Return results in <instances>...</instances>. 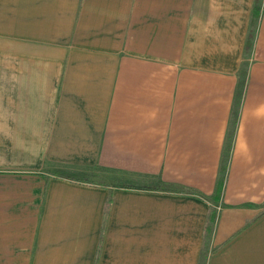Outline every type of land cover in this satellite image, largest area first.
Returning <instances> with one entry per match:
<instances>
[{
	"label": "crops",
	"instance_id": "obj_1",
	"mask_svg": "<svg viewBox=\"0 0 264 264\" xmlns=\"http://www.w3.org/2000/svg\"><path fill=\"white\" fill-rule=\"evenodd\" d=\"M255 2L0 0V264H264Z\"/></svg>",
	"mask_w": 264,
	"mask_h": 264
},
{
	"label": "trees",
	"instance_id": "obj_2",
	"mask_svg": "<svg viewBox=\"0 0 264 264\" xmlns=\"http://www.w3.org/2000/svg\"><path fill=\"white\" fill-rule=\"evenodd\" d=\"M263 10V5L261 3V0H256L254 9H253V15L254 16H259L261 15V12ZM249 46H252V42H249ZM87 179V181L94 182L95 179L90 176V177H84ZM224 186V180L222 178L219 179L218 184H217V189L213 195H207L199 190L192 189V188H187L183 186H166L162 188H155L157 190H166V191H178L180 193H186V194H191L200 198H203L207 200L210 205V211H209V216L205 228V238H208V235L212 233V230L215 226V223L217 221V210L213 206L215 203L220 202L221 197H222V189Z\"/></svg>",
	"mask_w": 264,
	"mask_h": 264
},
{
	"label": "rangeland",
	"instance_id": "obj_3",
	"mask_svg": "<svg viewBox=\"0 0 264 264\" xmlns=\"http://www.w3.org/2000/svg\"><path fill=\"white\" fill-rule=\"evenodd\" d=\"M120 183L122 185H127V186H140L141 184L142 185L147 184V182L146 183H143L142 181H139V180H135V181H132V182L131 181H128V178L127 177H125V179H123L122 181H120ZM213 206L216 208L217 215H218V213L221 211V209L223 207L222 202L221 201L220 202H217ZM207 253H208V251L207 252H204V255H205L206 258H207V255H208Z\"/></svg>",
	"mask_w": 264,
	"mask_h": 264
}]
</instances>
